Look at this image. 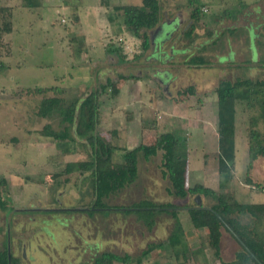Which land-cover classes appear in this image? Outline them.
Masks as SVG:
<instances>
[{"label":"rangeland","instance_id":"374dc122","mask_svg":"<svg viewBox=\"0 0 264 264\" xmlns=\"http://www.w3.org/2000/svg\"><path fill=\"white\" fill-rule=\"evenodd\" d=\"M157 1L159 21L145 32L149 48L142 51L113 11L141 0H29L32 7L0 0V198L7 206V213L0 211V242L6 240L18 264H91L100 252L135 257L147 247L152 250L141 264L181 263L166 245L169 215L154 214L146 228L121 213L141 201L176 208L183 264H219L206 231L193 229L186 213L214 200L169 193L160 151L147 159L138 154L134 181L102 199L109 214H87L91 177L66 174L64 167L88 161L89 150L83 141L47 136L63 124L54 113L36 114L42 99L68 104L106 84L95 132L114 148L113 164L121 163L124 150L171 133L185 159L187 187L200 184L228 202L264 203L259 89H235L231 167L218 164L214 93L221 81L264 80V0ZM192 7L199 9L196 20ZM111 48L122 61L108 55ZM195 57L205 66L184 64ZM231 217L250 228L248 215ZM219 232V258L230 262L240 247L224 228Z\"/></svg>","mask_w":264,"mask_h":264},{"label":"trees","instance_id":"16d2710c","mask_svg":"<svg viewBox=\"0 0 264 264\" xmlns=\"http://www.w3.org/2000/svg\"><path fill=\"white\" fill-rule=\"evenodd\" d=\"M26 6L32 7L29 0H26ZM197 6L199 7V5ZM198 7H192L191 19H197ZM113 11L117 14L118 19L122 21L125 31L131 37L140 39L141 50H147L149 40L145 32L153 29L159 21L158 1L141 0L140 6H115ZM118 51L117 48L107 50L108 55L114 54L119 61H122V56L118 55ZM184 64L186 66L204 67L205 61L202 57H195L185 61ZM118 78L121 80L134 79L131 76H119ZM107 86L106 84L100 85L99 89H93L82 98L75 99L68 104H64L63 101L56 98L42 99L38 104L36 113L41 118H47L54 113L59 116V122L63 124L59 133L46 130L47 136L55 140L83 141L89 150L88 161L70 162L64 167L66 174L85 171L91 177L93 199L86 208L87 214H93L94 212L109 214V211L106 210L109 208L102 202V199L134 181L138 154L147 159L160 151L162 174L170 184L169 193L179 199H184L187 196H201L214 200L215 203L210 207L192 206L186 210V213L193 229H204L206 231L208 244L219 264H264V203L239 204L235 201L228 202L224 195L217 194L212 189L200 184L187 187L185 159L176 153L178 140L171 133L159 134L151 145L138 144L130 150H124L121 155V163H112L114 148L105 143L95 132L98 124V98ZM240 86L253 90L259 89L264 133V80L255 83L244 80L237 81L234 84H230L228 81L219 82L214 93L216 97L218 164L220 166L226 164L231 167L233 164L235 89ZM262 151H259V154H262ZM220 166L218 169H221ZM218 176L228 177L222 174L220 170ZM120 210L123 215L132 214L146 228L151 225L152 221L150 219L154 214L164 213L169 215L173 219V227L166 240V245L172 249L175 258L177 255L181 256L182 262L178 264L184 263L185 257L181 246L182 232L175 207L141 201ZM0 211L7 213L6 203L1 198ZM234 215H248L252 220L250 228L239 226L236 219L231 217ZM220 228H224L232 237L234 235V240L237 243L239 242L240 251L235 254L234 259L230 262H222L219 258ZM3 237H5V234ZM5 242L4 238L0 242V264H18V260L11 255L9 250V259H7ZM151 250V247H147L135 257H130L127 254L117 255L111 252H100L92 258L91 264H141L144 257Z\"/></svg>","mask_w":264,"mask_h":264},{"label":"water","instance_id":"95a60500","mask_svg":"<svg viewBox=\"0 0 264 264\" xmlns=\"http://www.w3.org/2000/svg\"><path fill=\"white\" fill-rule=\"evenodd\" d=\"M187 209H189V208H187ZM186 209V210H187ZM233 237L235 238V236L233 235ZM239 243V242H238ZM7 259H9V254H8V249H7Z\"/></svg>","mask_w":264,"mask_h":264}]
</instances>
